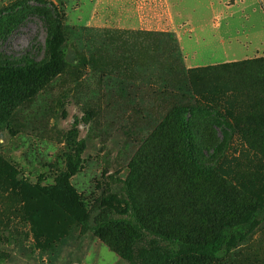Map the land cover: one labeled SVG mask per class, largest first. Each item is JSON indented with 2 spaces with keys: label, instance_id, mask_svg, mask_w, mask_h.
I'll use <instances>...</instances> for the list:
<instances>
[{
  "label": "rangeland",
  "instance_id": "obj_1",
  "mask_svg": "<svg viewBox=\"0 0 264 264\" xmlns=\"http://www.w3.org/2000/svg\"><path fill=\"white\" fill-rule=\"evenodd\" d=\"M19 1L0 0V11ZM45 1L57 5L74 27L170 33L187 69L264 57L261 0ZM145 15L157 30L139 28L146 26ZM45 40L42 24L30 20L0 44V60L26 52L40 60ZM83 76L64 77L0 132V264H131L113 247L118 239L111 224L119 217L105 204L113 197L117 205V181L157 127L160 106L141 98L128 104L104 85L99 97L109 104L94 103L98 94L87 89ZM156 80L146 76L136 85ZM240 114L243 119L251 110ZM192 130L198 159L264 204L262 131L227 130L222 137L209 129L203 113ZM205 146L208 153H202ZM217 264H264V225Z\"/></svg>",
  "mask_w": 264,
  "mask_h": 264
},
{
  "label": "trees",
  "instance_id": "obj_2",
  "mask_svg": "<svg viewBox=\"0 0 264 264\" xmlns=\"http://www.w3.org/2000/svg\"><path fill=\"white\" fill-rule=\"evenodd\" d=\"M30 20L46 31L44 55H1L0 132L70 74L84 73L94 103L109 104L99 97L104 85L128 104L160 106L157 127L117 181V205L105 204L119 217L111 224L118 255L131 264H217L247 245L264 225V204L198 159L192 123L203 113L222 137L252 127L264 139V57L187 69L170 33L74 27L45 0L3 8L0 44ZM146 76L157 80L138 87ZM244 108L251 114L238 119Z\"/></svg>",
  "mask_w": 264,
  "mask_h": 264
},
{
  "label": "crops",
  "instance_id": "obj_3",
  "mask_svg": "<svg viewBox=\"0 0 264 264\" xmlns=\"http://www.w3.org/2000/svg\"><path fill=\"white\" fill-rule=\"evenodd\" d=\"M261 2H262V4L264 5V0H261ZM141 20H142V23L143 24H146V26H141V27H139L140 29H144V30H157V29H154L153 28V25H152V23L149 21V19L147 18V16L145 15V17H142L141 16ZM172 22L170 23L171 25L170 26H172V24H174V21H173V19L171 20ZM148 25H150L151 27H149ZM174 29H177L176 27H173ZM173 29V30H174Z\"/></svg>",
  "mask_w": 264,
  "mask_h": 264
}]
</instances>
